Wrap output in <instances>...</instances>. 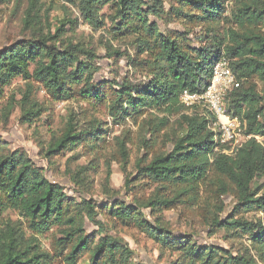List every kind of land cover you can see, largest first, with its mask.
<instances>
[{"label":"trees","instance_id":"1","mask_svg":"<svg viewBox=\"0 0 264 264\" xmlns=\"http://www.w3.org/2000/svg\"><path fill=\"white\" fill-rule=\"evenodd\" d=\"M64 1L77 9L79 17L68 19L66 13L53 28L49 10L43 12L39 0H29L23 18L28 36L0 50V96L13 79L33 77L58 100L72 97L74 87L84 84L78 93L87 100L106 104L116 124L154 109L163 114L155 116L152 131L156 133L171 125L172 116L179 115L181 131L172 149L154 155L146 163H137L139 179L135 180L147 181L139 184L142 188L155 187L153 195L142 206L137 201L112 203L110 214L122 223H134L159 245L180 252L183 257L177 263L256 264L245 257L221 256L215 246L200 245L187 235L177 236L160 222L147 218L142 207H150L154 215L188 202L196 204L199 189L208 180L218 197L232 191L237 198L227 218L222 217L223 198L217 199L211 225L239 228L264 245V226L256 224L260 229L256 235L255 223L245 217V213L255 210L264 213V182L259 183L264 178V144L252 137L233 152H225L224 144L215 140L218 130L211 127L216 119L212 111L194 106L189 113L191 107L181 100L184 90L202 92L212 76L213 64L226 57L240 82L226 95V110L246 123L249 134L264 135V0H232L230 18L225 15L223 0H174L177 6H171V14L183 23L204 26L209 32L196 39L190 38L189 30L162 27L158 20L162 19L164 4L160 0ZM104 4L114 10L116 34L136 37L138 56L131 61L135 68L145 69V80L129 76L116 81L94 79V53L79 42H58L65 27L76 25L79 18L95 29L103 27L106 21L99 11ZM223 21L233 25L219 33L214 28ZM200 39L203 44H196L195 40ZM26 100H30L29 94L24 95L23 102ZM13 107L10 101L7 116ZM24 113V117L38 115L34 106ZM78 128L74 119L69 120L62 134L54 136L46 156L60 154L84 136L99 137L96 130L84 133ZM145 143L148 145V140ZM3 145L0 139V218L13 209L34 233H46L53 227L62 229L52 255L41 250L36 237L21 236L20 225L4 221L0 225V264H44L55 257L65 264H79L87 253L90 261L85 264H132L134 251L123 238L108 233L98 238V233L87 231L86 217L100 223L91 205H86L85 214V201L81 204L74 200L23 154L3 152ZM119 146L127 160L126 140L119 139Z\"/></svg>","mask_w":264,"mask_h":264},{"label":"rangeland","instance_id":"2","mask_svg":"<svg viewBox=\"0 0 264 264\" xmlns=\"http://www.w3.org/2000/svg\"><path fill=\"white\" fill-rule=\"evenodd\" d=\"M160 1L164 4V12L158 22L163 28L171 31L189 30L191 39H196L197 35L209 34L204 26L183 23L171 14V6H177L174 0ZM223 2L226 7L225 15L230 18L234 4L232 0ZM39 4H43V12L49 10L53 28L59 25L58 21L66 13L68 19L79 17L77 9L64 0H39ZM28 5L29 0H0V50L28 36L29 33L23 29V18ZM99 14L106 21L103 27L95 29L79 18L76 25L65 27L58 42L65 45L69 41L79 42L94 53L92 56L96 68L94 79L116 81L129 76L132 79L145 80V69L135 68L131 61L138 56L136 37L133 34H116L112 20L115 13L109 4L102 5ZM167 19L170 20L167 22ZM232 25L223 21L214 29L220 33L225 27ZM203 42L202 39L195 40L198 45ZM82 58L86 60L85 56ZM83 85L74 87L72 97L58 100L33 77L13 79L0 96V139L4 144L3 152L23 154L31 160L51 181L59 183L74 200L81 204L85 201V204H82L85 214L86 205H91L95 218L100 223L86 217L87 231L98 233V238L99 234L104 233L123 238L134 251L132 264H184L177 263L183 257L180 252L159 245L134 223H122L109 212L112 203L116 205L119 201L126 203L137 201L141 205L153 195L155 187L149 185L142 188L139 184L147 181L135 180L139 179L137 163L139 160H145L146 163L154 155L172 149V142L181 131L179 115L172 116L171 125L156 133L152 131V126L156 124L155 116L163 114L154 109L147 110L145 114L135 119H127L122 124H116L108 115L106 104L87 100L78 93ZM25 94H29L30 97L26 104L23 102ZM10 101L14 103V107L7 116ZM31 106L38 111V115L24 117L25 110H30ZM193 109L188 112L191 113ZM71 119L79 124V131L89 133L96 130L99 137L84 136L79 143L60 154L46 156L54 136H60ZM121 138L127 143L129 155L127 160L123 158L119 146ZM146 140L149 142L148 145L145 143ZM225 147L229 153L236 148L230 145ZM261 182H264V178L259 179V183ZM218 195L206 180L199 189L196 204L188 202L173 209H163L154 215L150 213V207H142V210L147 218L160 222L177 236L187 235L200 245L215 246L221 256L245 257L256 264H264V245L254 241L249 234L241 232L239 228L227 229L211 225L209 220L218 206V198L224 200L223 218H227L237 204V198L232 191L225 196ZM245 217L255 223L254 233L258 235L260 229L257 225L261 223L264 226V213L255 210L245 213ZM7 220L20 225L21 236L28 239L36 237L41 250L55 254V239L61 235L62 228L53 227L46 233H34L27 228L24 218L13 209L4 212L0 218V225ZM88 261L89 253L80 259L79 264ZM44 264L65 262L55 257L53 261Z\"/></svg>","mask_w":264,"mask_h":264},{"label":"built area","instance_id":"3","mask_svg":"<svg viewBox=\"0 0 264 264\" xmlns=\"http://www.w3.org/2000/svg\"><path fill=\"white\" fill-rule=\"evenodd\" d=\"M239 84L231 68L230 59L222 57L213 64L212 76L202 92L184 90L181 94V100L186 106H206L212 111L216 119L211 127L215 131L218 130L215 140L224 144L223 149L227 153L229 152L225 145L237 147L252 137L264 144V135L249 134L246 123L226 110L225 97Z\"/></svg>","mask_w":264,"mask_h":264}]
</instances>
